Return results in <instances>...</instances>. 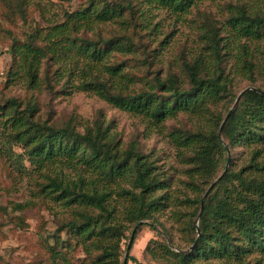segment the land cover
<instances>
[{
    "label": "trees",
    "instance_id": "obj_1",
    "mask_svg": "<svg viewBox=\"0 0 264 264\" xmlns=\"http://www.w3.org/2000/svg\"><path fill=\"white\" fill-rule=\"evenodd\" d=\"M47 1L8 0V4L10 10L34 4L45 10ZM205 1L208 0H87L76 10L65 12L63 23L44 16V23L49 26L45 33H35L27 43L13 44L12 54L19 60L15 75L19 68L24 69L35 89L40 87L43 60H56L60 50L64 54L73 51L92 72V80L84 81L82 89L92 90L114 108L141 118L160 135L164 134L165 123L180 114L189 116L193 124L191 131L175 130L164 137L185 166L186 178L181 181L185 190L194 195L182 199L171 189L172 180L154 154L138 151L135 144L123 149L104 120L92 124L69 121L58 126L36 119L33 105L21 111L17 99L0 104V158L19 175L35 173V186L40 188L37 196L50 199L69 212V219L61 228L68 241L57 235L52 238V259L71 264L60 247L67 251L79 247L91 264H123L135 227L142 223L133 244L142 226L157 224V215L171 207V218L194 247L184 252L179 247L173 249L168 242L155 248L148 244L145 256L170 264H224L226 256L240 257L249 246L264 251L263 180L246 177L245 169L228 170L202 202L208 188L224 173L228 161L224 143L232 152L239 145L264 144V11L247 7L240 0H229V34L222 36L219 27L202 34L209 41L210 59L203 52L193 56L184 53L179 75L168 72L164 76L162 71L148 70L147 74L153 77L144 78L141 90L130 88L132 81L124 72L125 60L112 62L113 52L137 58L141 51L143 65L153 64L157 57L149 59L145 38L162 34V16L188 14ZM108 22L119 25L120 36L103 39L98 34L99 39L93 40L81 35ZM1 33L0 28V36ZM133 33L139 35L137 40ZM38 38L46 46L36 45ZM169 38L166 35L159 45L163 47ZM233 50L237 67L228 69L225 63L230 62ZM258 55L260 58L256 59ZM73 74L75 71L70 77ZM105 74L114 81L104 79ZM238 77L251 85L261 79L262 87L251 86L258 91L242 96L220 136V127L237 97L234 84ZM15 148H20L21 153ZM257 155L253 153L250 167L256 166ZM58 164L71 168L75 176L58 172ZM117 181L129 184L119 185L118 195L125 196L127 202L119 206L113 205L109 190V184ZM181 206L188 210L183 212ZM198 217L201 236L197 241ZM206 254L222 260L193 263L196 255ZM129 260L141 264L130 253L128 263Z\"/></svg>",
    "mask_w": 264,
    "mask_h": 264
},
{
    "label": "rangeland",
    "instance_id": "obj_2",
    "mask_svg": "<svg viewBox=\"0 0 264 264\" xmlns=\"http://www.w3.org/2000/svg\"><path fill=\"white\" fill-rule=\"evenodd\" d=\"M10 1L15 2V0ZM86 1L74 0L66 3L60 0H49L45 10L36 4L23 5L19 10L17 8L10 10L8 0H0V28L2 29L0 36V104L4 105L8 100L17 99L21 103V111L28 105H33L36 107V119L39 118L42 122L54 123L58 126H63L69 121L92 124L97 120H104L106 126H109L111 132L115 133L122 142L123 149L135 144L138 151L154 154L153 157L158 165L172 180L171 189L177 196L182 199L186 196L194 197L190 190H185L181 182L186 178L185 166L177 157L176 149L169 144L167 138H164L169 132L175 130H193L189 116L180 114L177 118L168 120L162 135L151 130L141 118L120 111L92 90L81 88L84 81L92 80V72L86 68L87 62L73 51L64 54L60 50L56 60L47 58L43 60L39 88L35 89L30 86L24 69L19 68L18 74L15 75L19 63L11 51L15 41L24 44L29 42L30 37L35 33H45L49 26L44 23V16L57 18L60 23H63L65 12L76 10ZM228 1L208 0L182 16L164 14L162 16L164 22L160 30L163 35L145 38L149 45L146 50V53L150 55L149 59L157 57L151 65H143L141 59L144 54L141 51L137 58L113 52L112 62L125 60L123 61L124 72L131 78L132 91H138L144 87V78L152 79L153 74L148 75V70L162 71L164 76L168 72H175L179 75L181 73L180 62L184 53L193 56L203 52L207 59H210L207 56L211 52L210 48H207L209 41L203 39L202 34L208 33L212 27H219L222 36L229 34L226 25L230 17V11L227 9L230 3ZM240 1L254 10V7H257L264 11V0ZM118 28L117 23L108 22L98 27L96 25L94 31L83 32L81 35L97 40L99 39L98 34H101L103 39H108L121 35ZM166 35H170V38L161 47L159 41ZM138 36L137 33L132 34L134 40H137ZM35 43L42 47L46 46L39 38L35 39ZM251 47L254 48V44ZM234 54L236 51H230V62L225 63L228 69L233 65L237 67ZM259 58V55L256 56V59ZM74 71L75 75L70 77ZM103 77L110 79L108 74ZM110 81L112 83L114 79ZM251 86L262 87L261 79L251 85L248 81L238 77L234 84V92L238 97L243 90ZM78 129L82 130L80 127ZM14 151L21 153L20 148H15ZM230 152L231 162L228 170L237 172L245 169L246 177H257L264 181V144L239 145L233 152L231 150ZM254 152L258 153L255 160L256 166L250 167L253 165L250 161ZM24 163L30 167L26 160ZM55 168L66 177L75 176L74 171L64 165L58 164ZM61 168L63 170H60ZM36 176L33 172L30 176L19 175L15 169L5 165L4 159L0 158V264H63L59 259H52L49 245L53 243L52 238L55 235L68 241L66 231L61 228L69 219V212L60 204L50 199L43 200L37 196L40 188L35 186L37 178L33 177ZM38 179L43 183L41 178ZM119 185L129 184L121 181L109 184L112 203L118 206L120 203H127L125 196L118 195ZM170 209L157 215V224L148 223L140 228L130 251V256L135 257L139 263L170 264L168 261L167 263L160 259L154 260L150 255L145 256L144 250L148 244L155 248L157 244L168 242L175 248L183 249L184 252L192 250L188 238L180 231L179 224L171 218ZM180 210L186 212L188 208L181 206ZM60 251L66 255L71 264H91V260L86 258L79 247L73 251L60 247ZM167 258L172 259L171 256ZM173 260L175 261V258ZM219 260L222 259L210 254L196 255L192 258L193 263H217ZM222 261L224 264H264V251L249 246L248 251L242 256L237 257L230 254ZM128 264L135 263L129 260Z\"/></svg>",
    "mask_w": 264,
    "mask_h": 264
},
{
    "label": "water",
    "instance_id": "obj_3",
    "mask_svg": "<svg viewBox=\"0 0 264 264\" xmlns=\"http://www.w3.org/2000/svg\"><path fill=\"white\" fill-rule=\"evenodd\" d=\"M249 91H258L257 90V88H255V87H248V88H246L245 90H243L239 95H238V97H237V99H236V101H235V103H234V105H233V107L230 109V111L228 112V114L226 115V117H225V119H224V121H223V123H222V125H221V127H220V136H221V133H222V130H223V128H224V125H225V123L227 122V120L229 119V117L231 116V114L234 112V110L236 109V107L238 106V104H239V102H240V100H241V98H242V96L245 94V93H247V92H249ZM224 145H225V147H226V150H227V153H228V161H227V165H226V168H225V170H224V173L208 188V190L206 191V193H205V195H204V197H203V200H202V202H204V200L206 199V197L209 195V193L211 192V190L214 188V186L221 180V178L223 177V175L225 174V173H227V171H228V168H229V165H230V162H231V152H230V149H229V147H228V145L227 144H225L224 143ZM201 214V213H200ZM199 217H200V215H199ZM199 217H198V220H197V223H196V226H197V233H198V237H197V241L199 240V238H200V236H201V234H200V229H199ZM142 223H140V224H138L136 227H135V229L133 230V233H132V235H131V238H130V241H129V243H128V246H127V249H126V252H125V256H124V260H123V264H128V257H129V253H130V250H131V247H132V244H133V240H134V234H135V232H136V230H137V228L141 225ZM196 241V242H197ZM194 247V245L192 246V248ZM172 248L173 249H175L173 246H172Z\"/></svg>",
    "mask_w": 264,
    "mask_h": 264
}]
</instances>
